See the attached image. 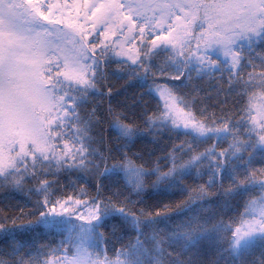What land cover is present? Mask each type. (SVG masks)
<instances>
[{
	"label": "snow or ice",
	"instance_id": "1",
	"mask_svg": "<svg viewBox=\"0 0 264 264\" xmlns=\"http://www.w3.org/2000/svg\"><path fill=\"white\" fill-rule=\"evenodd\" d=\"M0 264H264V0H0Z\"/></svg>",
	"mask_w": 264,
	"mask_h": 264
},
{
	"label": "trees",
	"instance_id": "2",
	"mask_svg": "<svg viewBox=\"0 0 264 264\" xmlns=\"http://www.w3.org/2000/svg\"><path fill=\"white\" fill-rule=\"evenodd\" d=\"M178 198V197H177ZM163 203H168L169 201H168V199L167 198H165L163 201H162ZM38 231H40V232H43L44 231V229L43 228H40V229H38ZM57 239H58V237H57ZM125 242H127V239H126V241Z\"/></svg>",
	"mask_w": 264,
	"mask_h": 264
}]
</instances>
